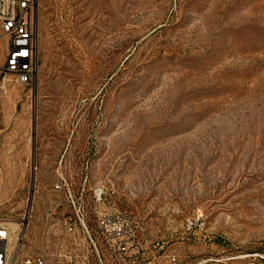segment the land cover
<instances>
[{"label":"rangeland","instance_id":"obj_1","mask_svg":"<svg viewBox=\"0 0 264 264\" xmlns=\"http://www.w3.org/2000/svg\"><path fill=\"white\" fill-rule=\"evenodd\" d=\"M35 5V83L0 72L22 257L72 227L77 264H264V0Z\"/></svg>","mask_w":264,"mask_h":264},{"label":"built area","instance_id":"obj_2","mask_svg":"<svg viewBox=\"0 0 264 264\" xmlns=\"http://www.w3.org/2000/svg\"><path fill=\"white\" fill-rule=\"evenodd\" d=\"M35 6V0H0V40L7 42L0 72L14 76L17 83L25 86L34 84L38 73L39 41L33 18ZM21 225L25 226V221ZM68 232L72 235L66 237L63 231L53 233L55 240L49 242L55 249L52 255L22 257L20 238L13 243L11 227L6 220L0 219V264H77L78 236L72 227Z\"/></svg>","mask_w":264,"mask_h":264},{"label":"bare ground","instance_id":"obj_3","mask_svg":"<svg viewBox=\"0 0 264 264\" xmlns=\"http://www.w3.org/2000/svg\"><path fill=\"white\" fill-rule=\"evenodd\" d=\"M29 216H30V213L28 214L27 219L29 218ZM11 223H12V224H15L14 221H12ZM11 223H9V224H11ZM12 224H11V225H12ZM25 224H28V222H27V223L25 222ZM16 226H17V225H16ZM18 227H19V226H18ZM26 227H27V225H26Z\"/></svg>","mask_w":264,"mask_h":264},{"label":"crops","instance_id":"obj_4","mask_svg":"<svg viewBox=\"0 0 264 264\" xmlns=\"http://www.w3.org/2000/svg\"><path fill=\"white\" fill-rule=\"evenodd\" d=\"M80 255V254H79Z\"/></svg>","mask_w":264,"mask_h":264}]
</instances>
